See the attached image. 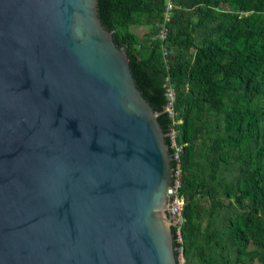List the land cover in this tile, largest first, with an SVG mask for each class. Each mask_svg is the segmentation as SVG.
<instances>
[{
	"label": "water",
	"instance_id": "water-1",
	"mask_svg": "<svg viewBox=\"0 0 264 264\" xmlns=\"http://www.w3.org/2000/svg\"><path fill=\"white\" fill-rule=\"evenodd\" d=\"M172 174L103 0H0V264H177Z\"/></svg>",
	"mask_w": 264,
	"mask_h": 264
},
{
	"label": "trees",
	"instance_id": "trees-1",
	"mask_svg": "<svg viewBox=\"0 0 264 264\" xmlns=\"http://www.w3.org/2000/svg\"><path fill=\"white\" fill-rule=\"evenodd\" d=\"M174 2L166 45L176 52L167 68L156 37L164 0H103L116 39L152 83L163 109L165 77L175 84L173 119L179 122L164 112L166 132L173 126L183 144L186 264H252L255 257L264 264V0ZM200 144L212 183L197 170ZM230 158L241 174L236 192H222L219 163L226 167ZM176 247L174 242L175 257Z\"/></svg>",
	"mask_w": 264,
	"mask_h": 264
},
{
	"label": "built area",
	"instance_id": "built-area-1",
	"mask_svg": "<svg viewBox=\"0 0 264 264\" xmlns=\"http://www.w3.org/2000/svg\"><path fill=\"white\" fill-rule=\"evenodd\" d=\"M164 9L162 11L161 18L157 23L156 37L161 41V56L168 68V56L170 51L167 48L166 42L169 32V23L173 15V10L177 7L174 0H164ZM165 99L164 111L170 118L175 116V103H176V88L175 84L170 81L169 76L165 77ZM173 124L179 122L172 120ZM169 137L170 145L173 148L172 157L175 160V166L172 174V197L167 201V215L170 223L174 225L173 240L177 244V264H185L184 246H183V225L185 222L184 217V204L185 199L180 192L181 188V167L180 156L183 144H178L176 141V130L172 126L167 133Z\"/></svg>",
	"mask_w": 264,
	"mask_h": 264
},
{
	"label": "rangeland",
	"instance_id": "rangeland-1",
	"mask_svg": "<svg viewBox=\"0 0 264 264\" xmlns=\"http://www.w3.org/2000/svg\"><path fill=\"white\" fill-rule=\"evenodd\" d=\"M193 21L196 20V16H192L191 17ZM136 29L139 31L140 28ZM145 29H143L144 31ZM201 32V31H200ZM170 51H171V55L174 54L176 51L174 48L169 47ZM190 51H193V48L190 49ZM208 124V123H207ZM209 135L206 134L205 135V141L207 142ZM198 150V155H197V161L199 162L198 168L197 170H199L200 175L207 181L212 183V180L210 179V174H211V168L210 165L208 164V160L206 159L205 156V146L203 144H200L197 148ZM233 161L232 158L229 159V162L226 163V167L222 166V162L219 163V167L221 168V171L219 170V177L221 178V180H223L224 182H226V184H220L218 183V188L223 192L226 188L231 187L230 189H232V191L236 192L237 191V185H236V180L238 177H240V171L237 170V164L233 163L230 164V162ZM234 199V197H233ZM232 199V200H233ZM244 200L246 201V199L244 198ZM225 202H228V200H226ZM239 209V208H238ZM246 210V209H245ZM239 211L241 212L242 210L239 209ZM204 223L207 222V218L206 216L204 217L203 221ZM220 226V225H219ZM248 248H251V245L248 246ZM194 262L192 261L191 264H193ZM185 264H186V258H185ZM252 264H261V261H259V259L257 257H255L252 260Z\"/></svg>",
	"mask_w": 264,
	"mask_h": 264
},
{
	"label": "crops",
	"instance_id": "crops-1",
	"mask_svg": "<svg viewBox=\"0 0 264 264\" xmlns=\"http://www.w3.org/2000/svg\"><path fill=\"white\" fill-rule=\"evenodd\" d=\"M140 31V30H139Z\"/></svg>",
	"mask_w": 264,
	"mask_h": 264
}]
</instances>
